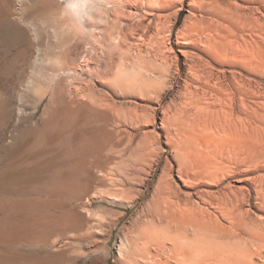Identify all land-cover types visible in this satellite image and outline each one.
<instances>
[{"label":"rangeland","instance_id":"rangeland-1","mask_svg":"<svg viewBox=\"0 0 264 264\" xmlns=\"http://www.w3.org/2000/svg\"><path fill=\"white\" fill-rule=\"evenodd\" d=\"M247 1L239 0L234 6L235 0L220 3L224 9L229 7L231 12L234 9V16L240 22H235L231 12L227 20L235 23L217 22L214 16H208L206 22L217 24L212 28L220 32L224 26L222 29L228 32L222 31L227 34L226 40L222 38L225 43L239 44L234 50L240 52V58L234 61L248 62L244 65L248 69L241 66L242 62L235 63L236 67L231 64L233 62L224 54L230 48L228 45L222 47L223 55L219 53L222 59L212 53L208 55L212 58L209 60L206 53H200L204 52L203 43L207 39L189 27L193 19V15H189V0L169 10L168 18L156 21L147 29L140 50L135 48L139 36L127 34L121 51L106 47L114 45L109 36L104 40L99 37L101 42L95 41L93 33L98 34L103 24H95L96 32H90L85 25L42 18L48 12L44 13L47 9L39 3L0 0V225L6 220L12 227L25 228L15 237L0 239V254L6 253V258L0 255V264H8L11 259L13 263L9 264H154L134 249L132 242L142 227H150L160 213V198L167 182L178 186L182 195L188 194V190L180 187L179 179L181 171L192 173V157L186 154L184 141L187 134L200 129V118L210 112L213 105L210 102L216 101L210 91L199 88L200 84L194 87L189 56L200 58L205 68L201 71L202 78L206 73L215 78L224 71L229 81L233 71L237 76L235 80L239 83L241 80L240 84L253 81L254 86L264 88V64L260 60H264V55H260V52L264 54V49L258 51L259 46L264 47V40L256 37L258 46L252 43L255 48L251 49L248 46L250 30L244 31L241 26L245 17L254 20L251 11L257 5L260 8L257 15L264 16V0H249L252 1L249 4ZM235 6L251 10L239 18ZM30 23L35 25V37L19 32ZM147 24L148 21L144 22L141 28L145 29ZM182 35L195 44L194 48L184 46L188 42ZM246 37L249 38L247 43ZM200 40L203 43H199ZM94 44L106 49L93 52L86 49V45ZM244 47L250 50L245 51ZM249 63L254 64L255 71L251 66L249 70ZM81 104L92 109L103 108V111L109 108L113 112V122L108 127L111 131L107 133L110 138L107 136L102 145L109 159H96L91 153L93 148H101L97 135L94 144L89 140L83 143L79 135L77 138L79 126H76L74 110ZM80 155L87 158L82 160ZM195 171L201 177L199 181L204 182L201 170L195 168ZM239 180L234 178L231 185L243 188ZM201 183L194 187L196 191L204 194L215 191ZM122 248L124 251L120 250Z\"/></svg>","mask_w":264,"mask_h":264},{"label":"bare ground","instance_id":"bare-ground-1","mask_svg":"<svg viewBox=\"0 0 264 264\" xmlns=\"http://www.w3.org/2000/svg\"><path fill=\"white\" fill-rule=\"evenodd\" d=\"M18 1L19 0H14L15 3H17ZM27 1H29V3L33 5L35 4L37 5V3H39L41 7L47 9V11H45L44 13L46 12L48 13L45 14L44 17L42 18H48L51 19V21L52 20L55 22L59 21V23L63 22L64 24L65 23L67 24L68 22H73V23L81 24L83 25V27L85 25L87 28L90 29V32H92V30L95 31V27L93 28L95 24L98 25L103 24V28L102 30L99 31L98 34L93 33V38L95 39V41L97 40L96 42H101L100 39L104 40V38L106 39V36H109L110 39H112L111 41L113 42L114 45L106 46V47H113L112 49L114 51H121L125 47L124 40L128 37L127 34L135 35V36L137 34L139 36V40L138 43L135 45L136 46L135 48L140 50L142 47L141 43L145 41L144 40L145 36H147V29L150 26H152L156 21L158 23L159 20L168 18L166 17L168 11L171 9L173 10L174 8H177L179 6H182L185 0H92V6L89 15L86 18H81V19H77L72 15H70L69 13H67L65 9L67 0H27ZM224 1H231V0H189V5H190L189 12L191 13L189 15L191 16L193 15L192 16L193 19L191 20L192 25L189 27H192V29L195 30V33L199 32L200 35L201 34L205 35L204 38L203 37L201 38L207 40H205L204 43L200 40L199 43H203L204 52H200V53H204V54L206 53L205 54L206 57H208V55H211L213 53L214 55L218 54V56L217 55L216 56L217 58H219V53L221 52L223 55L225 51L224 48L227 47L225 45H228V42L225 43L224 41L227 38L226 36L227 34H223L224 32H227L224 29H222V27L224 26L221 27L220 24L221 32L224 30V32L221 33L218 28L213 29L216 28L217 24H213V25L212 23L208 24V22H206L207 21L206 18L208 16H214L215 21L216 20L217 22L223 21L222 23H224V20L226 21L228 16H231V14H233V18L235 17L234 18L235 22L236 21L240 22L239 20L236 19V16H234V12H233L234 9L231 12L230 11L231 8L229 9V7L228 9L222 8L221 2ZM237 1L239 0H235L233 6L237 5L236 4ZM248 2L252 3V1L249 0L246 3L249 4ZM255 4L257 3L255 2ZM235 7H236L235 10L236 13H238L241 16L239 18L245 17L248 14L246 12L251 10L248 7H243V8H241V6L240 7L235 6ZM253 9L254 10L251 11V14L254 15V20L249 21L245 17L246 19L244 18V20L241 22V26L243 29L240 28L244 31L250 30V32L247 31L249 33L248 36L250 38L248 44L250 42V45L248 44L247 45L251 47V49L258 46V39L256 37L264 40V16L263 14L262 15L258 14L259 16L257 15V12H260L259 10L260 8L258 7V5L256 8L253 7ZM20 20H22L23 22L24 17L21 16ZM229 20L230 19H228L227 21ZM146 21H148V24L146 27L144 26L145 29L141 28L144 22ZM230 21L234 22V20L233 21L230 20ZM228 25L231 26V24ZM225 27H227V25ZM233 27L235 28V26ZM228 29L229 28L227 27V30ZM236 30L237 29H235V31ZM230 31H229V36H230ZM19 32L33 34L34 35L33 37H35L36 35L35 25L33 23H30L25 30L19 29ZM231 32L234 33V31ZM192 34H194V32ZM221 34L225 36H222ZM234 35H231V38L233 37L234 39ZM240 35H238V37ZM245 36L243 35V37ZM222 38H224V40ZM248 39L246 37L245 39L246 43ZM188 40L186 41L189 43ZM238 40L240 42L239 38ZM243 41L244 39L242 40V43ZM233 42L234 41L231 42L232 44H229L230 46L228 45V47L230 48L224 54L225 56L227 55V58L229 59L230 62H233L231 64H234V67H236L239 64L240 59L238 63L234 61L237 57H239L238 54L239 51H235L234 48L236 46H239V44L234 46ZM188 43L184 46L187 48H194L195 44H192L190 42L192 44L191 47L190 46L191 44ZM252 43L254 44L253 46L255 47H252ZM260 44L261 43H259V45ZM223 46L224 48H222ZM106 47H104L103 45L98 46V44H94L93 46L86 45V49L91 52L98 50L104 51ZM260 48L264 49V47L259 46V49ZM210 49L216 51H208ZM247 49L248 51L250 50L249 48ZM247 49H245V51ZM261 49L258 51L263 50ZM260 53H261L260 55H262L263 57L264 54L262 52ZM251 54L249 55L251 56ZM256 54L258 55V52ZM194 56L193 57L189 56L190 58H188V60L192 59V68L189 65V67L191 68V71L189 69V72L194 71V73H192L193 76L191 75L193 83L194 84L196 83L194 87L198 88V85L200 84L199 87L200 89L210 91V93H212L214 100L216 99L217 104H215L216 101L214 103L213 101L210 102L213 104L209 108L210 112L207 111L208 114L206 113L207 115L204 116L202 114L201 116L203 117L200 118V121L198 123L200 129L197 128V131L193 134L192 133L187 134V138L184 141L185 150L187 151L186 154L192 157L191 160L192 163L190 164L191 169L189 168L192 171V173H189L187 171L183 172L180 170L181 172L179 173V179L181 181L180 187H182V189L188 190L189 192L187 195H182L181 192H179L178 186L173 185L171 181L167 182L160 198L162 204V209L160 213L157 215L156 219L152 220L153 222L150 223L151 224L150 227H142V229L138 232L137 237L135 236L136 238L132 242V246L134 247V249H137V251L141 253V255L144 258L152 261L154 264H171V262L175 264H264V88L254 86V84H252L253 81L252 82L248 81L247 84L245 83L244 85L243 83L240 84L241 80L240 83L235 80L237 76L234 74L235 72L233 73V71L232 73L230 71L232 79H230L229 81H227V78L224 76L226 75L223 74L224 71H221V73L218 72L219 74H221V76L216 75L215 78L212 76L211 73H206L207 75L202 78L201 71L205 68L202 66L199 60L200 58L198 57L199 59L198 58L195 59ZM255 56L253 57L254 59ZM210 57H208L209 60L212 59ZM242 58L243 57H241V59ZM260 60L264 64V60L263 61L262 59ZM241 62L240 63L242 65L241 64L240 65L246 67L244 65L245 64L247 65L248 62L247 63H245L244 61ZM207 63L205 64L207 65ZM253 63H255V66L258 65L256 64L257 62H253ZM252 65L253 66H251L249 63L248 67L251 66L254 69L255 66L254 64ZM251 67L249 70H252ZM261 68L263 69V66ZM245 70L246 69H244V71ZM255 70L256 69H254L253 71ZM225 81H227L226 84H224ZM104 82L106 83V81ZM238 83L240 85H238ZM188 89L186 90V92L188 91ZM86 99L89 100L88 98ZM107 109L104 108L105 111H103V108L99 110L92 109L89 108V106H87L86 104H81V106L77 105L75 110L73 109L74 113L77 114L76 126H79L77 138L79 135L80 137L79 140L80 141L82 140L83 143L87 142L86 140H89L94 144L96 140L94 136L97 135L98 137H100V139L97 140V143L98 144L101 143L100 144L101 148L95 147L91 150V153L97 156L96 159H101V160L109 159L108 156H110L108 154L107 156L104 153L102 146L104 141H106L107 139L106 137L107 136L109 137L107 133H109L111 129H109L108 127L112 125L111 123L113 122V115H114L113 112L110 111V109L109 110ZM86 136H89L90 138L87 139ZM91 137H93V139ZM149 143H151V141ZM70 151H72V149ZM85 158H87L86 155L84 157L83 155H80V159L84 160ZM195 168L201 170L200 173L204 176L203 178L205 179V181L203 180L204 182L201 183L199 181L201 177L199 178L198 175L194 173L196 172ZM77 171L79 170L77 169ZM80 172L81 171H79L78 173ZM11 173L10 175H13ZM234 178H236V180L237 178H240L241 180L239 181L241 184L244 185V187L237 188L235 186H232L231 182L233 181ZM118 182L119 181H117V183ZM199 183L205 185L209 189H215V191L207 192L205 194L204 192L196 191V188L194 187L196 185H199ZM44 200L47 201L46 199ZM14 218L15 217H13V219ZM5 221H3L4 223H2L1 221L2 224L0 225V239L8 240L12 237H15L23 233V230L25 229L24 227H12L11 225L8 224V222ZM63 221L65 222V220ZM155 222L158 223V225H156ZM34 227L36 228V226ZM120 250L124 251L123 248ZM4 254L3 256L2 255L1 256L6 258ZM12 261L13 260L11 259L9 263L10 262L13 263Z\"/></svg>","mask_w":264,"mask_h":264},{"label":"clouds","instance_id":"clouds-1","mask_svg":"<svg viewBox=\"0 0 264 264\" xmlns=\"http://www.w3.org/2000/svg\"><path fill=\"white\" fill-rule=\"evenodd\" d=\"M91 6L92 0H67L65 9L73 17L81 19L89 15Z\"/></svg>","mask_w":264,"mask_h":264}]
</instances>
